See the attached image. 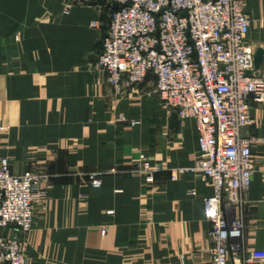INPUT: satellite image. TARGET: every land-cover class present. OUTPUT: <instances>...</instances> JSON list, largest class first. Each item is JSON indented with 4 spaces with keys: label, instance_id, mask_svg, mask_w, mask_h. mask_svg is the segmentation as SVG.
I'll return each instance as SVG.
<instances>
[{
    "label": "crops",
    "instance_id": "0c3cea01",
    "mask_svg": "<svg viewBox=\"0 0 264 264\" xmlns=\"http://www.w3.org/2000/svg\"><path fill=\"white\" fill-rule=\"evenodd\" d=\"M241 1L248 42L264 50V0ZM111 10L105 0H0V158L14 175L48 179L26 264H210L205 199L215 189L190 171L171 177L198 158L196 123L171 128L153 76L124 98L113 95L107 74L95 70ZM252 118L245 135L258 140L257 164L230 264L264 252V106L254 104ZM141 159L162 168L153 185L109 172ZM91 173L100 188L89 184Z\"/></svg>",
    "mask_w": 264,
    "mask_h": 264
},
{
    "label": "built area",
    "instance_id": "2783aa9c",
    "mask_svg": "<svg viewBox=\"0 0 264 264\" xmlns=\"http://www.w3.org/2000/svg\"><path fill=\"white\" fill-rule=\"evenodd\" d=\"M105 1L112 10L95 70L107 74L116 98L153 76L162 107L181 121H195L198 158L192 168L172 171L171 177L190 171L213 185L215 195L205 199L210 264H230L244 237L247 195L257 164L253 145L258 140L245 131L254 124L253 105L264 106V62L255 69L256 50L248 42L252 23L243 2ZM92 27L102 29L99 21ZM161 170L141 159L130 170L109 172L138 174L153 185ZM88 177L91 186H102L99 174ZM47 193V177L35 172L14 175L9 159L0 158V264H26L35 207ZM10 229L19 237L9 235ZM252 262H264V252H252L241 264Z\"/></svg>",
    "mask_w": 264,
    "mask_h": 264
},
{
    "label": "water",
    "instance_id": "95a60500",
    "mask_svg": "<svg viewBox=\"0 0 264 264\" xmlns=\"http://www.w3.org/2000/svg\"><path fill=\"white\" fill-rule=\"evenodd\" d=\"M113 9L117 10L118 5H114ZM106 36H107L106 34L103 35L102 39H105ZM263 62H264V50L258 49L255 54V69L259 70L262 67ZM170 125L172 129H176V130L179 129L180 122L178 115L176 113L171 114Z\"/></svg>",
    "mask_w": 264,
    "mask_h": 264
}]
</instances>
